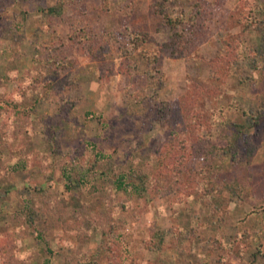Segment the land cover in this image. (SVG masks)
I'll list each match as a JSON object with an SVG mask.
<instances>
[{"label": "rangeland", "instance_id": "rangeland-1", "mask_svg": "<svg viewBox=\"0 0 264 264\" xmlns=\"http://www.w3.org/2000/svg\"><path fill=\"white\" fill-rule=\"evenodd\" d=\"M160 1L0 0V106L18 108L25 128L6 134L22 147H0V170L8 164L7 175L0 174V264L13 247L21 258L31 252L29 264H67L96 251L99 232L79 234L74 222L76 210L86 218L104 210L91 206L114 185L99 170L106 159L153 177L143 191L148 200L115 216L117 264H264V0H165L168 11L186 16L197 4L205 7V36L196 52L153 59L161 46L154 38L129 56V32L150 34L160 26ZM60 2L62 13L49 17V6ZM255 15L257 27L243 28L242 19ZM72 30L94 33L96 41L70 39ZM57 40L73 59V80L61 79L62 96L31 82L39 74L38 50ZM160 101L184 113L192 106L195 112L226 109L223 129L199 128L223 149L190 164L183 160L179 173L170 157L160 164L171 142L185 138L160 119ZM244 137L256 147L250 160ZM65 173L79 181L78 189L66 188ZM225 180L235 190L212 188ZM40 185L57 197L54 214H47L50 197H35ZM33 196L30 208L39 215L29 227L20 215ZM155 232L163 238L152 251L146 241ZM96 257L104 263L103 255Z\"/></svg>", "mask_w": 264, "mask_h": 264}, {"label": "trees", "instance_id": "trees-1", "mask_svg": "<svg viewBox=\"0 0 264 264\" xmlns=\"http://www.w3.org/2000/svg\"><path fill=\"white\" fill-rule=\"evenodd\" d=\"M165 0H161L159 5L161 6L159 9V14L161 15L162 21L160 26L154 33H140V32H129L128 42L126 45V49L128 50L129 56H133L136 51L140 49V46L146 39H156V41L161 45L160 50L157 53L153 54V59L158 57L160 54H168L170 56H186L192 55L196 52V47L198 43V38L204 35V25L203 19L205 17V7L202 4H197L194 12L191 15H184L181 11L172 10L171 12L168 11V5L165 4ZM62 3L60 5H53L49 6L48 14L49 17H57L62 13ZM255 13L261 14L263 13V9L261 6L255 7ZM261 20L258 16H246L242 19V27L246 30H251L256 28ZM73 34H70V39L79 40L78 42L82 41H96V35L94 33H85L82 34L80 32L73 31ZM155 36V37H154ZM163 36V39H162ZM205 36V35H204ZM61 40H57L53 42L52 45L49 47H45L44 49L38 50V58H39V73L35 78V82L32 79L33 84H39L40 87L49 88L51 93H56L57 89L61 92V96L63 93L62 88V80L65 79L66 82L72 83V74L71 70L69 69L72 66V57L67 56L64 54L63 45ZM56 79L57 83L53 82ZM60 78V79H58ZM28 84V83H27ZM36 87V86H34ZM28 88H25V91ZM22 91V92H23ZM186 95L192 99V91L187 90ZM151 98L154 100H159L156 93H154ZM62 99V97H61ZM194 99V98H193ZM192 99V100H193ZM18 105V104H17ZM15 106V105H13ZM8 107L0 106V147H8V149L15 150L19 149V147L23 146V143L20 140L15 141V145L12 142V139L9 138L8 135H14L15 131L22 133L24 131V126H20L19 115L17 114L18 108L14 111L7 110ZM187 109L185 108L184 111ZM195 108L192 106V109H189L187 113L178 111H173L171 109L170 103L166 101H160V107L158 111V116L162 121H168L169 124L172 126L171 131L173 134L178 135L183 133L184 137L182 140L177 141V143H172L168 146L166 150H164V154H160V164L165 160L166 156L170 157L171 162H175V171L181 172L182 167L180 163L185 160L190 164L192 159L196 157H203L206 158L209 156L211 150L215 148H222V146L215 145L209 139L202 137L201 132L209 131L212 127H220L221 129L224 128L226 124V109L219 107L217 110H210V111H197L195 112ZM17 114V115H16ZM20 114V112H19ZM7 115V116H6ZM3 117V118H2ZM7 119V120H6ZM42 120V119H41ZM242 128L243 125L239 124L237 127ZM8 127V128H7ZM202 128L199 129V128ZM7 128L10 129V132L7 133ZM193 131H192V129ZM188 129H191V133H186ZM184 131V132H183ZM235 138L238 137V133H241L239 129L235 130ZM228 138V137H227ZM245 138V144H247V153L245 154V158L250 160L252 157L253 151L256 150V147L252 144V142ZM16 140V137H14ZM52 140H57V137H54ZM233 149L237 147L235 140L231 143ZM51 146V144H50ZM49 146V148H50ZM231 148V147H230ZM250 151V152H249ZM53 152V151H51ZM159 152L160 151H155ZM48 156V154H47ZM46 156V157H47ZM49 157V156H48ZM52 158V156H50ZM18 160L21 159L20 157L17 158ZM104 167L99 169L101 174L107 173L113 176V184L110 185L108 188L106 196L101 200H93L92 208L97 211L98 206L104 209L101 213H98L97 217L87 216L84 212H79L76 210V220L74 222V228L79 232V234H85L88 236L89 233L92 232H99L101 236V242L98 246L97 250L94 252H89L85 254V257L80 261H67V264H117L120 256L119 249L115 246L114 242L112 241L111 235L115 229V216L118 211L120 210H128L133 205L136 204H143L148 200L145 196L144 192L146 188L150 185V175L146 172L141 171L140 169H134L131 171H127L124 169H120L119 165H115L112 160H105ZM16 162V161H15ZM93 166L97 165V161L93 162ZM186 165L185 162L182 163ZM8 166V164H7ZM7 166H2L0 170L4 171V175H7ZM64 178L67 180L66 188L68 190L78 189L79 188V181L76 178L71 177L65 173ZM82 182V180H81ZM213 185L212 183H210ZM219 188L213 185L212 188L216 190H235L233 184L229 181L219 182ZM142 190V191H141ZM36 195L39 199L46 200L50 197L48 203H51L50 209L47 211V214H54L55 208L57 204V197L53 196L45 190L44 185H40L36 190ZM34 196L31 197L28 201V204L24 210H22L20 218L29 226L33 227L36 223V217L39 213L36 209L30 208V205L34 207L36 205L37 200ZM55 204V205H53ZM94 205V206H93ZM99 212V211H98ZM162 235L160 232H155L151 235V239L146 241L147 249L152 251L159 250L162 244ZM259 254V251H257ZM5 254V255H4ZM97 255H103L105 260L104 263H101ZM256 257V254L253 255ZM31 252L28 254V258H21L18 254V251L15 247L12 249H8L6 253H3V262L1 264H29L31 261ZM33 259V258H32ZM254 264V263H251Z\"/></svg>", "mask_w": 264, "mask_h": 264}]
</instances>
